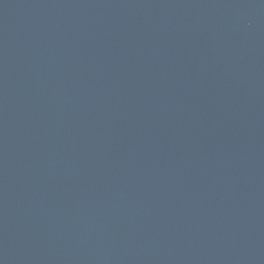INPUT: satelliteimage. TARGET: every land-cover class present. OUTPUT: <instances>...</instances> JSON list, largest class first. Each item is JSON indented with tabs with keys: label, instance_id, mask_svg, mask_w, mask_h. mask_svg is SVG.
<instances>
[{
	"label": "water",
	"instance_id": "1",
	"mask_svg": "<svg viewBox=\"0 0 264 264\" xmlns=\"http://www.w3.org/2000/svg\"><path fill=\"white\" fill-rule=\"evenodd\" d=\"M0 264H264V0H0Z\"/></svg>",
	"mask_w": 264,
	"mask_h": 264
}]
</instances>
